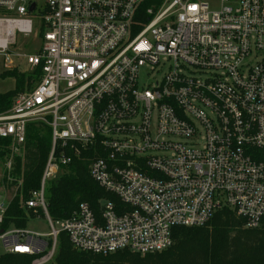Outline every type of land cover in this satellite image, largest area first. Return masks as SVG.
<instances>
[{"label": "built area", "instance_id": "built-area-1", "mask_svg": "<svg viewBox=\"0 0 264 264\" xmlns=\"http://www.w3.org/2000/svg\"><path fill=\"white\" fill-rule=\"evenodd\" d=\"M218 1L0 0L5 70H20L21 58L42 70L0 114L10 184L27 126L52 130L40 189L24 207L51 232L3 229L11 201L0 197V257L50 264L62 233L79 252L145 257L172 247L176 228L202 227L223 209L247 229L261 226L264 0ZM34 33L37 52H11ZM86 151L92 179L119 203L100 200L98 213L80 203L53 221L46 187Z\"/></svg>", "mask_w": 264, "mask_h": 264}, {"label": "trees", "instance_id": "trees-1", "mask_svg": "<svg viewBox=\"0 0 264 264\" xmlns=\"http://www.w3.org/2000/svg\"><path fill=\"white\" fill-rule=\"evenodd\" d=\"M41 75V68L26 74L16 68L5 70L3 77L14 78L16 88L0 94V114L11 109L18 95L31 91ZM10 144L9 140L0 139L1 164L10 159ZM51 149V128L41 122L30 123L25 144L20 156L15 157L11 172L13 177L22 181L21 194L10 203L3 229L27 228L33 215L26 211L25 203L33 192L40 189ZM90 156L86 151L82 157H74L69 166L62 168L60 176L46 187L48 212L53 221L65 220L80 203L89 204L95 213L99 212L100 200L119 203L92 179ZM3 181L8 184L7 173ZM245 225V220L237 217L232 210L223 209L202 227L176 228L172 247L145 257L128 251L109 255L79 252L73 249L66 234L62 233L58 237L56 256L50 264H264V218L257 229H247ZM34 259L4 255L0 257V264H32Z\"/></svg>", "mask_w": 264, "mask_h": 264}, {"label": "rangeland", "instance_id": "rangeland-1", "mask_svg": "<svg viewBox=\"0 0 264 264\" xmlns=\"http://www.w3.org/2000/svg\"><path fill=\"white\" fill-rule=\"evenodd\" d=\"M38 1H41V0H38ZM213 2H214L213 4L214 7H215V4L216 6H218L219 4L218 0H211V3ZM30 18L33 19L34 17L30 16ZM41 46H42V41L40 39H35V33H34L31 37H28V38L19 37L18 44L16 46H11V52L20 53V54H32V53L37 52V50L40 49ZM14 63L19 66L20 72L25 73V74L29 73L30 66L27 64L25 59L23 58L16 59ZM15 67L16 66H14V68ZM4 72H5L4 58L0 55V94L13 91L16 88L15 79L10 78V77L4 78L3 77ZM10 154H11V151H10ZM20 154H21V150L18 154L14 155L13 165H14L15 157L20 156ZM5 173H7V179H8L7 162L6 164L0 163V197L6 199L7 201L12 202L14 199H16L21 194L22 181L14 177L15 182H13V185L11 187L10 181H8V184L4 183L3 181L5 177ZM26 229L30 232L39 233L44 236H47L51 232L50 225L45 219H31Z\"/></svg>", "mask_w": 264, "mask_h": 264}, {"label": "bare ground", "instance_id": "bare-ground-1", "mask_svg": "<svg viewBox=\"0 0 264 264\" xmlns=\"http://www.w3.org/2000/svg\"><path fill=\"white\" fill-rule=\"evenodd\" d=\"M13 27L12 26H9V27H3V30L6 34L7 37H10L11 36V31H12ZM9 42V39L6 38V39H3L0 41V46H5L7 43Z\"/></svg>", "mask_w": 264, "mask_h": 264}, {"label": "water", "instance_id": "water-1", "mask_svg": "<svg viewBox=\"0 0 264 264\" xmlns=\"http://www.w3.org/2000/svg\"><path fill=\"white\" fill-rule=\"evenodd\" d=\"M33 8H34V7H32V9H31V10H33Z\"/></svg>", "mask_w": 264, "mask_h": 264}]
</instances>
